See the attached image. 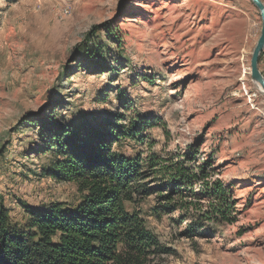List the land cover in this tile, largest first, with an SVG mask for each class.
<instances>
[{"label": "rangeland", "instance_id": "rangeland-1", "mask_svg": "<svg viewBox=\"0 0 264 264\" xmlns=\"http://www.w3.org/2000/svg\"><path fill=\"white\" fill-rule=\"evenodd\" d=\"M260 27L251 0H0V196L13 222L25 206L78 203L77 184L43 167L89 124L140 160L124 205L157 243L141 264H264V95L249 67ZM151 157L205 167L229 219L212 217L205 185L176 189Z\"/></svg>", "mask_w": 264, "mask_h": 264}, {"label": "trees", "instance_id": "trees-1", "mask_svg": "<svg viewBox=\"0 0 264 264\" xmlns=\"http://www.w3.org/2000/svg\"><path fill=\"white\" fill-rule=\"evenodd\" d=\"M84 125L75 126L66 141L51 144L55 158L43 167L47 176L76 183L80 200L71 207L56 202L43 209L25 206L29 216L19 224L0 196V264H141L157 244L143 221L124 205L141 175L138 156L113 152L102 131ZM121 132L135 136L134 127ZM160 160L157 164L151 157V166L170 173L176 189L199 181L213 199L212 217L229 219L232 203L224 200L227 192L221 181L206 180L205 167L189 174L181 162Z\"/></svg>", "mask_w": 264, "mask_h": 264}, {"label": "water", "instance_id": "water-1", "mask_svg": "<svg viewBox=\"0 0 264 264\" xmlns=\"http://www.w3.org/2000/svg\"><path fill=\"white\" fill-rule=\"evenodd\" d=\"M259 11L261 18L260 33L250 57V78L264 95V76L259 69V55L264 47V4L261 0H251Z\"/></svg>", "mask_w": 264, "mask_h": 264}]
</instances>
